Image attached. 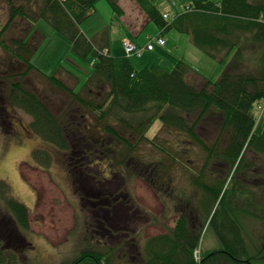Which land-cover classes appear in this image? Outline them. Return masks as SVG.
Returning a JSON list of instances; mask_svg holds the SVG:
<instances>
[{"label": "trees", "instance_id": "obj_1", "mask_svg": "<svg viewBox=\"0 0 264 264\" xmlns=\"http://www.w3.org/2000/svg\"><path fill=\"white\" fill-rule=\"evenodd\" d=\"M36 1L34 23L36 19H46L71 41L76 55L94 57L93 73L79 90L77 83L71 86L56 74L42 73L32 63V56L25 55L28 37L13 38L12 44L3 37L17 15L32 18L24 5L11 4L9 19L0 30V47L18 59L21 66L27 65V69L18 74L25 75L31 69L40 71L86 110L90 109L97 119V123L88 125L86 134L76 136L71 119H59L44 99L20 79L11 81L3 104L0 102V125L6 121L8 105L30 114L34 131L66 154L64 160L72 181L86 188L83 196L87 203L84 204L93 210L97 227L79 254L60 264H254L238 213L264 217V201L260 199L259 205L255 204L252 184L248 182L252 168L261 165L255 158H247L249 151L264 157V111L259 106L264 103V0H190L185 11L172 19L165 17L167 11L160 9V0H136L149 20L159 26L160 34L164 35L170 28L187 32L194 44L222 64H226L228 55L234 52L233 62L229 68L227 63L218 80L203 76L183 59L178 60L172 70L160 65L137 69L130 56L106 51L109 44L89 37L81 28L96 10L99 0ZM107 1L114 12L124 14L120 0ZM249 60L254 62L253 66L247 65L249 69H245V61L248 64ZM197 74L206 80L203 86L196 83ZM91 85H108L107 95L99 102L84 96V89ZM214 112L223 116L221 133L209 143L196 132V127ZM137 115L140 117L136 118ZM112 117H116L118 126ZM157 120L161 121V129L188 132L192 138L189 142L205 149L207 155L197 175L192 176L195 188L190 189V196L183 193L180 196L174 227L143 241L140 229L152 214L135 204L136 198L127 181L114 187L112 178L121 174L127 179V173L118 167L136 157L133 151L139 141L159 145L156 142L159 135L153 138L147 135ZM97 133L109 135L114 143L98 137ZM224 135H228V141L221 148L219 144ZM107 145L112 147L102 148ZM89 146L91 151L87 149ZM189 148L179 147L176 152ZM35 155L46 165L54 159L46 149H36ZM218 157L229 164V174L223 179L208 181V176L214 178L207 174L211 172V162ZM94 165H99L100 172H88L95 169ZM156 167L161 169L162 164ZM163 173L158 172V175ZM171 182L172 176L169 185ZM199 192L195 201L194 195ZM0 200L6 207L4 216L12 232L23 236V231L30 228V209L13 195L4 179H0ZM207 227L213 228L221 246L200 252L198 257L196 253L201 250V237ZM1 228L5 227L0 225V233ZM114 238L121 240L111 246L108 240ZM0 264H21L14 246L1 239Z\"/></svg>", "mask_w": 264, "mask_h": 264}, {"label": "rangeland", "instance_id": "obj_2", "mask_svg": "<svg viewBox=\"0 0 264 264\" xmlns=\"http://www.w3.org/2000/svg\"><path fill=\"white\" fill-rule=\"evenodd\" d=\"M34 1L0 0V30L4 28V24L9 19L12 3L24 5L29 16H32L35 14L33 8L37 4V1ZM189 3L190 0H160L158 5L162 11H169L172 19L184 12ZM119 4L123 13H127L124 18L113 11L107 0H99L96 10L82 23L81 28L88 36L96 38L98 42L111 35L113 55H122L125 50L121 36H130L129 38L139 47H144L153 38L154 50H146L141 56H130L137 69L160 65L172 70L178 60L183 59L203 76L218 80L226 69L227 63L229 68L234 60L235 56L232 52L228 55L226 64H222L194 44L189 33L180 32L175 28H170L164 33L166 45H159L156 37L160 28L152 21L144 26L140 35L134 36L129 28L125 27L124 22L129 23L134 20L142 25L148 21V15L136 0H120ZM34 19L33 16L26 18L17 15L4 33L5 41L12 44L13 38L28 37V52L25 55L26 57L32 56V63L42 73L56 74L66 84L74 86L77 83L76 89H81L93 73V55L87 58L76 55L71 41L55 30L46 19H36V22L38 21L36 26L33 24ZM12 47L14 48L15 45ZM19 63L21 62L18 59L0 47V100L6 96L11 81L20 79L23 84L44 99L59 119L60 117L66 120L71 119L73 127L75 126L73 131L76 136L81 133L86 134L88 125L97 123L90 109L86 110L67 91L55 85L40 71L31 69L25 75L18 74L27 69L26 64L21 66ZM245 63V69H249L247 65L253 66L254 62L249 60L248 64L247 61ZM17 64L20 66L18 67ZM15 73V76H11ZM195 81L199 86H203L206 82L198 74ZM91 86V88L84 89L83 95L95 99L96 102L102 100L109 90L108 85ZM0 102L3 104V100ZM7 109L9 112L6 121L0 125V179L7 181L13 195L29 207L30 228L23 231V236L12 232L11 225L9 222L7 224L4 216L6 207L0 200V225L5 227L1 228L0 239L9 243V246H14L21 264H60L63 261H69L79 254L84 245H87L88 240L90 242L93 230L97 227L95 224L97 218L94 217L93 210L84 204L87 203L84 199L86 196H83L86 188L72 181L66 167V160H64L66 154L34 131L31 126L33 117L20 108H11L8 105ZM138 117L140 116L137 115L136 118ZM194 117L195 115L192 116ZM222 117L219 112H214L209 118L200 122L196 127V132L209 143H213L221 133ZM111 120H114L118 126L116 117H112ZM161 127V121L157 120L147 133L150 138L159 135V141L156 140L158 146L147 140L139 141L133 151L136 157L130 163L126 162L118 167L127 173V179L121 174H115L112 178L114 187L127 181L129 189L136 198L135 204L152 214V218L149 217L140 229L143 241L148 237L167 233L174 227L177 218V203L182 198L180 196H183L182 193L185 196L189 195L190 189L195 188L191 182L192 176L197 175L207 155L205 149L189 142L192 138L188 132L182 133L176 128L170 130L161 129ZM97 136L108 140L109 143H114L107 134L97 133ZM226 137L228 135L221 138V144H219L221 148L227 144ZM112 145L116 149L119 148L115 144ZM188 146L189 150L176 152L179 147L188 148ZM108 147L112 146L107 145L102 148L107 149ZM36 149L51 151L54 159L46 165L41 157L35 155ZM87 149L91 151L90 146ZM99 153L102 152L99 150ZM219 158L211 162V172L207 174L214 175V178L208 176V181H214L218 177L223 179L229 174V164ZM247 158H255L261 165L258 168H252L249 174L251 178L248 177V182L252 184L253 201L259 205L261 200L264 201V157L249 151ZM163 163H166L165 166ZM161 164V169H157L156 166L159 167ZM98 167L99 165H94L95 169L91 168L88 172L98 173L100 172ZM168 169L172 172L170 173ZM158 172L164 173L159 176ZM171 176L172 182L169 185ZM155 182V186H152ZM200 194L201 192L194 195L195 201ZM238 215L245 230L253 263L264 264V217L258 218L245 213H238ZM95 236L100 237L98 234ZM119 240L121 239L114 238L108 242L112 246ZM220 246V240L213 228L207 227L201 237V250H197V255Z\"/></svg>", "mask_w": 264, "mask_h": 264}, {"label": "crops", "instance_id": "obj_3", "mask_svg": "<svg viewBox=\"0 0 264 264\" xmlns=\"http://www.w3.org/2000/svg\"><path fill=\"white\" fill-rule=\"evenodd\" d=\"M33 1V0H32ZM37 5V4H36ZM33 9H35V8H33ZM127 13H124L123 15H121V17H125V15H126ZM148 17V16H147ZM148 22H150V20H149V18H148V21L147 22H145V23H143L142 25H139V24H137V22L136 21H132V22H130L129 21V23L127 22H124L125 23V27L126 28H129V31L131 32V33H133L134 34V36H138V35H140V33L142 32V30H143V28H144V26L148 23ZM38 23V21L37 22H35L34 24H35V26H36V24ZM35 29H37V28H35ZM160 33V32H159ZM90 37V36H89ZM91 37H93V36H91ZM125 37H130V36H121V41H122V39L123 38H125ZM132 38V37H131ZM133 39V38H132ZM111 35H110V37L108 36V37H106L105 39L103 38L102 39V41L101 42H103V44H109V48H106V51L107 50H110V52H112L111 51V48H112V45H111ZM135 41H136V39H135ZM122 55H126V53H125V50H124V52H123V54ZM195 77L197 78V75H195Z\"/></svg>", "mask_w": 264, "mask_h": 264}, {"label": "built area", "instance_id": "obj_4", "mask_svg": "<svg viewBox=\"0 0 264 264\" xmlns=\"http://www.w3.org/2000/svg\"><path fill=\"white\" fill-rule=\"evenodd\" d=\"M165 16H168V14H165ZM157 42H158L159 44H161V45H164L166 41H165L164 38L159 37L158 40H157ZM123 45H124L125 50H126V52H127L128 54L141 55L142 50L139 49L138 46H137L135 43H133L132 41H130L129 39H124V41H123ZM147 49H148V50H152V49H154V44H153V42H151V43H149V44L147 45ZM259 106H260L261 111L263 112V111H264V103H263V104H260Z\"/></svg>", "mask_w": 264, "mask_h": 264}, {"label": "flooded vegetation", "instance_id": "obj_5", "mask_svg": "<svg viewBox=\"0 0 264 264\" xmlns=\"http://www.w3.org/2000/svg\"><path fill=\"white\" fill-rule=\"evenodd\" d=\"M27 130V129H26Z\"/></svg>", "mask_w": 264, "mask_h": 264}]
</instances>
